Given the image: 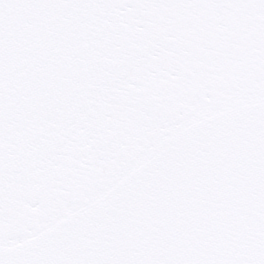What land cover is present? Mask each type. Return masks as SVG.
<instances>
[{"label":"snow or ice","instance_id":"6c2138e0","mask_svg":"<svg viewBox=\"0 0 264 264\" xmlns=\"http://www.w3.org/2000/svg\"><path fill=\"white\" fill-rule=\"evenodd\" d=\"M0 264H264V0H0Z\"/></svg>","mask_w":264,"mask_h":264}]
</instances>
